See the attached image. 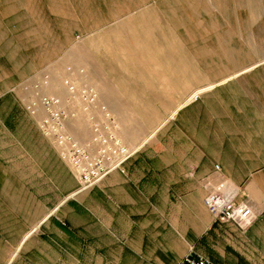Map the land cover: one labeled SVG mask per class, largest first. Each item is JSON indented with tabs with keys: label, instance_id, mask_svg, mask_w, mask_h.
I'll return each mask as SVG.
<instances>
[{
	"label": "crops",
	"instance_id": "obj_1",
	"mask_svg": "<svg viewBox=\"0 0 264 264\" xmlns=\"http://www.w3.org/2000/svg\"><path fill=\"white\" fill-rule=\"evenodd\" d=\"M202 8L196 0H0V264L117 263L127 248L142 261L179 264L193 247L217 264H264V52L230 38L224 44ZM194 22L220 45L182 49L180 33ZM86 32L101 41H159L130 54L164 57L145 70L177 74L151 78L146 86L160 87L164 99L141 102L181 106L137 147L125 172L78 192L27 107L39 103L33 90H52L60 72L85 70L76 46ZM72 56L74 69L65 65ZM221 180L255 210L246 232L204 204Z\"/></svg>",
	"mask_w": 264,
	"mask_h": 264
},
{
	"label": "rangeland",
	"instance_id": "obj_2",
	"mask_svg": "<svg viewBox=\"0 0 264 264\" xmlns=\"http://www.w3.org/2000/svg\"><path fill=\"white\" fill-rule=\"evenodd\" d=\"M196 2L203 7L202 10L204 12L201 14V18H212V24L214 27L217 26L219 31L218 36L224 44L227 42L224 41V39L230 38L232 39V44H235L237 47H244L245 49H248L251 46L257 48L260 47L261 51L264 52V0H196ZM224 24H227L228 27L223 28L222 25L224 26ZM225 30L229 33V36L225 35ZM55 33L60 34L59 31H55ZM204 33V30H201L200 32L195 31V22L190 24L187 30L183 31L182 29V32L180 33L183 38L180 40L182 43H180L182 45L181 48L183 49L185 46L186 48H190L189 50L195 51L194 44L196 42L197 46L201 47L198 48L197 51L202 52L204 51L203 48H205L203 46L205 45V41L207 42V45H220V41H216L214 34H210L209 38L204 39ZM200 36L202 38H199ZM158 42L159 41L156 40L141 41L121 39L101 41L94 39L92 34L86 32L82 34L81 40L76 46L79 52H84L83 61L79 62V64L82 63V68L85 70L80 71L79 73L74 71L68 73L60 72L58 79L56 78L57 82L52 81L54 82L52 90H47L45 86H41V88L34 89L35 91L32 88L33 93L38 98L43 95L59 97L66 110L77 114L76 118L71 124H69V126H67L68 131L72 132L78 140L86 143L91 138V125L93 123L96 124L101 122L103 120V113L100 109H93L89 113H84L82 103L79 100V92L85 88L94 89L99 96V106H107L116 124L119 123L118 135H121L120 138L130 149L135 151L136 155L138 150L137 147L142 145L153 135V132L164 122L163 120H165L173 110L181 106L178 103L141 102L142 100L164 99L157 94L162 90L160 87L146 86L147 84H150L148 81H150L151 78L156 81V79L160 77L162 79L166 77L167 79L168 74H177L172 70L166 72L145 70L148 69L149 66H143V64H145L144 60H147L148 62L151 58L153 62L161 63L162 58L164 57L130 54L150 52L149 48L152 47L154 43L157 44ZM218 48L221 47L218 46ZM153 51L156 50L153 49ZM167 58L169 57H165V59ZM183 58L187 59L188 57L182 56L181 59L183 60ZM196 60L198 64L203 65L206 63V58L201 55H196ZM151 62L152 61L149 63ZM76 63V56H72L65 65L73 67L74 69ZM184 67L187 66H181V80L185 79L183 74H188L186 71H183ZM111 69L117 70L112 71ZM141 69L145 71H141ZM41 81L44 84V79ZM67 83L74 86L77 93L70 94ZM181 90H184V88H181ZM155 94L156 97L153 96ZM137 100H139V102L136 103L135 101ZM123 108L127 111L129 117L126 116L127 114H122ZM41 112L42 111L38 114L40 117L38 119V127L39 122L43 117V115H40ZM142 116L143 118H141ZM154 233L155 231L151 228L149 230V236ZM163 234L167 235L169 233L165 231ZM203 239L204 236L201 237L200 240L202 241ZM161 242L164 245L163 239ZM121 246L126 249L125 244H121ZM150 246H152V240L148 241L146 248L150 249ZM120 257L118 256L119 261L117 263H109V261L106 260L101 264H162L155 258L142 261L140 257L132 256L131 250L128 248L126 249V255Z\"/></svg>",
	"mask_w": 264,
	"mask_h": 264
},
{
	"label": "built area",
	"instance_id": "obj_3",
	"mask_svg": "<svg viewBox=\"0 0 264 264\" xmlns=\"http://www.w3.org/2000/svg\"><path fill=\"white\" fill-rule=\"evenodd\" d=\"M67 84L70 94L77 93L74 86ZM79 98L84 113H89L93 109H100L103 113V120L91 125V138L86 143L79 141L68 131L67 126L77 114L66 110L59 97L43 95L39 103H32L27 109L32 115H38L40 111L44 113L39 122L40 131L54 143L61 159L73 171L79 183L78 192H84L99 185L113 172H125L124 166L133 158L135 151L118 135V124L107 106H99V96L94 89H82ZM216 170L220 171L218 165ZM238 196L239 190L233 183L221 180L209 188L204 204L217 221L231 223L242 232H246L255 222L257 215L249 201L237 202ZM179 264L217 263L203 254L192 251Z\"/></svg>",
	"mask_w": 264,
	"mask_h": 264
},
{
	"label": "bare ground",
	"instance_id": "obj_4",
	"mask_svg": "<svg viewBox=\"0 0 264 264\" xmlns=\"http://www.w3.org/2000/svg\"><path fill=\"white\" fill-rule=\"evenodd\" d=\"M130 36H131V35H130ZM132 36H133V35H132ZM135 43H136V42H135ZM139 44H140V43H139ZM140 49H141V48H140ZM137 55H138V54H137ZM183 59H184V58H183ZM149 60L153 62V60H152L151 58H150ZM150 61L147 62V60H144V63L148 64ZM152 62H151V63H152ZM153 63H155V62H153ZM168 75H169V74H168ZM179 106H180V105H179ZM176 109H177V108H176ZM176 109H175V110H176ZM175 110H173V111L171 112V114H170L171 116H172V114L175 112ZM170 115H169V116H170ZM118 124H119V123H118ZM161 125H162V124H161ZM158 128H159V127H157V129H158ZM157 129H156V130H157ZM156 130L153 132V134L156 132ZM119 134H120V133H119ZM73 135H74V134H73ZM74 136H75V135H74ZM120 137H121V135H120ZM75 138H76V137H75ZM79 141H81V140H79ZM81 142H83V141H81ZM83 143H85V142H83Z\"/></svg>",
	"mask_w": 264,
	"mask_h": 264
}]
</instances>
